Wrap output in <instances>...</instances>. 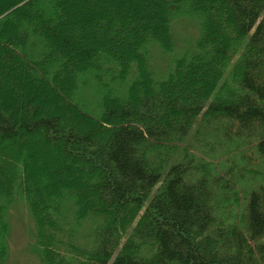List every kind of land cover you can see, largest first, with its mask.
Returning <instances> with one entry per match:
<instances>
[{"label":"trees","instance_id":"1","mask_svg":"<svg viewBox=\"0 0 264 264\" xmlns=\"http://www.w3.org/2000/svg\"><path fill=\"white\" fill-rule=\"evenodd\" d=\"M75 1L0 0V264L16 193L41 264H264V0ZM181 13L201 15L198 50L157 82L149 43L171 50ZM103 59L138 74L96 116L76 97Z\"/></svg>","mask_w":264,"mask_h":264},{"label":"rangeland","instance_id":"2","mask_svg":"<svg viewBox=\"0 0 264 264\" xmlns=\"http://www.w3.org/2000/svg\"><path fill=\"white\" fill-rule=\"evenodd\" d=\"M71 1L74 2V0ZM75 2L77 4L78 0ZM92 7L99 9L95 2L92 4ZM75 12L76 11H71V14H74L75 18H78L82 14L80 11ZM201 20L202 18L199 13H181L174 15L170 22L174 39V46L171 50H164L157 40L150 41L148 46L149 62L155 81L159 82L168 76V73L173 69L175 60L178 57H181L185 53H193L198 50V41L201 36ZM99 26L100 25L96 24V26H92V28L97 31ZM67 32L71 35L72 33L75 34L72 29L67 30ZM1 41L2 38H0V42ZM237 56V54L233 56L232 61L226 69L224 79L229 74ZM103 61H106V63H104L103 68L100 70L99 76L96 75L97 72L95 70L80 75V86L76 97V101L84 110L96 116H99L103 111L101 105L103 93L108 89H112L120 95H125L127 88L138 74L136 62L132 63L129 74L122 78L120 76V65L117 61L111 59H103ZM202 126L203 124L199 118L188 138L190 145H192L197 153L208 157L209 155L206 153L207 147L204 148L200 146L205 139L200 138L197 140L194 136L195 130ZM204 133L207 139L208 136L206 132ZM55 154H57L58 157L55 163L51 162L46 155L43 163L37 159L38 157H36V160L42 163L43 167H47L49 171L51 170V173H54L52 170L55 168L57 169L62 165V162H64L60 152H55ZM256 157L258 159L257 166L264 171V158L258 154H256ZM58 174H60V176L56 175L59 179L64 177L69 178V175L65 172L59 171ZM259 180L260 182H264V176L260 174L256 178V182ZM5 219L8 222V231L4 236V242L8 251L5 264H41L40 258L34 250L37 244L36 223L25 195L16 193L15 199L11 201L6 208ZM96 226L97 223L90 220L88 223L83 224L81 226L82 231H80V235L77 236L78 241L87 244L94 243L97 237L95 231Z\"/></svg>","mask_w":264,"mask_h":264}]
</instances>
